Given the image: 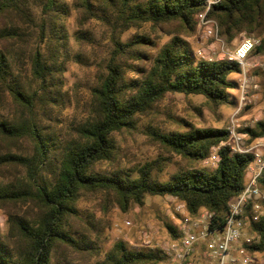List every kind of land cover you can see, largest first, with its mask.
<instances>
[{"label": "trees", "instance_id": "1", "mask_svg": "<svg viewBox=\"0 0 264 264\" xmlns=\"http://www.w3.org/2000/svg\"><path fill=\"white\" fill-rule=\"evenodd\" d=\"M206 8L207 0H0V42L9 43L0 48V264H77L73 252H96L89 264H159L161 249H133L122 240L100 255L104 226L80 207L87 195L100 193L123 212L147 196H171L189 214L211 212L222 226L252 155L230 151L227 128L184 121L166 130L154 122L172 95H201L213 105L233 100L238 83L230 76L241 72L238 62L202 59L184 38ZM72 13L81 45L93 19L112 32L110 55L97 61L103 69L85 92L65 78L67 64L83 59L69 47ZM205 16L225 41L241 32L259 38L252 51L264 54V0H219ZM145 23L167 30L169 40L160 47L146 35L120 40ZM144 119L163 153L125 166L116 135L143 131ZM238 132L249 142L264 137V121ZM213 147L214 168L200 166ZM175 157L184 163L161 180L178 165ZM258 184L264 191V171ZM167 227L175 237V227ZM249 230L257 235L249 250L264 257V215Z\"/></svg>", "mask_w": 264, "mask_h": 264}, {"label": "rangeland", "instance_id": "2", "mask_svg": "<svg viewBox=\"0 0 264 264\" xmlns=\"http://www.w3.org/2000/svg\"><path fill=\"white\" fill-rule=\"evenodd\" d=\"M75 20L76 13H72L66 21L70 35L69 47L73 53L79 52L83 59L82 63L76 59V61L73 60L67 64L65 78L68 85L79 84V92H85L88 84L93 83L103 69L104 62L97 65V61H103L110 55L112 32L110 26L93 19L88 23L87 31L89 33L81 45L74 37V31L77 28ZM215 25L217 27L216 23ZM136 35L150 37L158 47L170 38L167 30L145 23L123 31L120 40L127 41ZM244 37L254 38L241 32L233 39L225 41L217 33L216 36H205L202 28L198 26L192 35L184 36L190 42L194 53L207 60L228 58ZM255 39L259 43V38ZM7 46H9L8 41L0 42V48ZM150 51L155 53V49ZM93 57L95 63L91 64ZM126 75L127 78L133 76L130 72H127ZM230 77L238 83V89L231 90L233 97L231 102L213 105L201 95H172L165 99L161 105L162 112L154 122L166 130L174 129L177 127V123L182 124L184 121L197 126L227 129L233 122L238 131L245 127H252L258 121H264V54H255L252 51L246 60L245 67L241 68V72L232 74ZM243 80H246L248 84L244 96H242L239 87ZM145 124L146 120L144 119L143 131H124L116 135L122 164L125 166H128V163H144L156 159L159 154L163 153L149 138ZM175 160L178 165L167 167L159 176L161 180L169 179L176 167L184 163L178 161L176 157ZM204 160L200 166L214 168L216 165L206 164ZM79 205L84 209L83 211L93 213L102 220L104 227L97 244L100 255L119 240L124 241L133 249H160L162 244L171 237V231L167 225L173 226L175 229L178 226L179 215L176 210H185L183 207L178 208L179 202L171 196H147L143 205H133L127 212H123L113 202L106 205L100 193L83 197ZM4 217V211L0 209L1 230L5 229ZM73 257L77 264H89V261L91 262L96 257L99 258V255L96 252L92 254L73 252ZM258 259L264 261L263 256H259Z\"/></svg>", "mask_w": 264, "mask_h": 264}, {"label": "built area", "instance_id": "3", "mask_svg": "<svg viewBox=\"0 0 264 264\" xmlns=\"http://www.w3.org/2000/svg\"><path fill=\"white\" fill-rule=\"evenodd\" d=\"M217 1L207 0V8L197 17L198 27L207 37L216 36L217 33L215 23L205 16L209 6ZM257 44V39L244 37L228 59L244 68ZM247 86L246 80L239 85L242 96ZM228 134L226 144L232 153L252 155L242 191L228 202V211L220 227L212 223L213 214L207 210H200L196 214L176 210L179 215L176 236H171L162 244L160 249L163 258L159 264H264L248 248L257 239V235L249 230V223L257 222L264 215V191L258 184L264 171V137L249 142L247 134L238 132L233 122L228 126ZM216 153L217 147H213L204 162L215 165L218 160ZM248 205L250 210H247ZM181 207L184 208V205L179 203L178 208Z\"/></svg>", "mask_w": 264, "mask_h": 264}]
</instances>
